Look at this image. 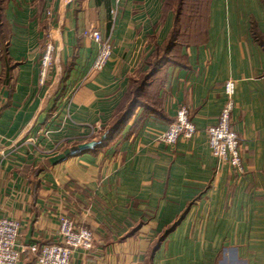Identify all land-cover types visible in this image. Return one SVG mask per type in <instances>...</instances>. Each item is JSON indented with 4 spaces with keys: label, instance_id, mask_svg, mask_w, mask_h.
Masks as SVG:
<instances>
[{
    "label": "crops",
    "instance_id": "0c3cea01",
    "mask_svg": "<svg viewBox=\"0 0 264 264\" xmlns=\"http://www.w3.org/2000/svg\"><path fill=\"white\" fill-rule=\"evenodd\" d=\"M51 26L54 60L41 83ZM90 26L112 43L98 71L82 34ZM263 42V0L177 12L164 0H0V217L20 224L18 264H36L30 244L60 239V214L93 233L69 264H264ZM156 60L127 121L77 149L105 133ZM228 79L240 177L207 144ZM180 105L195 134L161 142Z\"/></svg>",
    "mask_w": 264,
    "mask_h": 264
},
{
    "label": "built area",
    "instance_id": "2783aa9c",
    "mask_svg": "<svg viewBox=\"0 0 264 264\" xmlns=\"http://www.w3.org/2000/svg\"><path fill=\"white\" fill-rule=\"evenodd\" d=\"M72 0H62L68 5ZM50 16L51 11L47 10ZM113 19L117 13V4L110 9ZM57 29L49 27L46 31L42 52L39 59V80L44 82L47 72L54 60V38ZM82 34L90 38L96 46V53L91 71L100 70L109 60L112 51V43L108 36H103L101 31L93 26L85 27ZM235 82L228 79L224 82L225 101L220 109L215 124L206 130L207 144L211 154L218 163L226 164L238 177L244 174L241 143L236 130L231 124V115L234 108ZM196 128L189 118L187 106L180 105L174 119L168 126L158 134L161 142L172 145L179 138L189 139L195 134ZM30 140V139H29ZM30 142L33 143L31 138ZM20 224L18 220L11 217H0V264H18L19 250L16 247ZM58 234L60 239L41 246L35 243L28 246L35 255L36 264H69L71 253L76 248L88 250L93 246V233L91 229L76 222L65 214L58 216Z\"/></svg>",
    "mask_w": 264,
    "mask_h": 264
},
{
    "label": "trees",
    "instance_id": "16d2710c",
    "mask_svg": "<svg viewBox=\"0 0 264 264\" xmlns=\"http://www.w3.org/2000/svg\"><path fill=\"white\" fill-rule=\"evenodd\" d=\"M203 2H204V0H191V5L186 6V5H183L185 3V0H179L178 8H177V10H174V11L175 12L181 11V8H183V7H191V6L196 7L198 5L201 6L203 4ZM165 5H167V4H165ZM263 46H264V42H263ZM160 62H161L160 60H156L151 65L150 70L147 72V74L143 78H139V79H141V81H139L137 87H135V88L130 87L129 92H128V98H127L128 100H127L125 106L122 108V110L120 112H118L117 115L115 116V119H114L113 123L111 124V126L106 128L104 140H106L108 137H110L115 131H117L121 127L122 124H124L127 121L129 116L133 112V109L139 104V95H140L141 91H143V88L146 84V81L149 79V76L151 74H153V72L156 70V68L158 67ZM133 81H135V80H133ZM104 140H102V141H104Z\"/></svg>",
    "mask_w": 264,
    "mask_h": 264
},
{
    "label": "rangeland",
    "instance_id": "374dc122",
    "mask_svg": "<svg viewBox=\"0 0 264 264\" xmlns=\"http://www.w3.org/2000/svg\"><path fill=\"white\" fill-rule=\"evenodd\" d=\"M164 2H165V4H167L170 8H172V9H174V10H177V8H178V4H179V0H164ZM183 5H186V6L191 5V0H185V3H184ZM139 81H141V79H138V80H135V81L131 82L130 87H131V88H135V87H137ZM97 133H98V132H97ZM101 133H102V132H101ZM94 135H95V134H94ZM100 135H101V134H100ZM95 136H96V137H97V136L99 137V135H95ZM98 137H97V138H98Z\"/></svg>",
    "mask_w": 264,
    "mask_h": 264
},
{
    "label": "water",
    "instance_id": "95a60500",
    "mask_svg": "<svg viewBox=\"0 0 264 264\" xmlns=\"http://www.w3.org/2000/svg\"><path fill=\"white\" fill-rule=\"evenodd\" d=\"M104 139H105V133H102L99 136V139L98 140H93L92 139V140H89V141H86V142L79 143V144H77L76 148L77 149L91 148L93 146H96L99 142H101Z\"/></svg>",
    "mask_w": 264,
    "mask_h": 264
}]
</instances>
